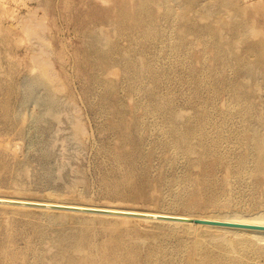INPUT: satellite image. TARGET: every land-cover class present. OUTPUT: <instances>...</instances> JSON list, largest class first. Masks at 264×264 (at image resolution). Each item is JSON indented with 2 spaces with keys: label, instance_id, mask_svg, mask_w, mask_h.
<instances>
[{
  "label": "rangeland",
  "instance_id": "rangeland-1",
  "mask_svg": "<svg viewBox=\"0 0 264 264\" xmlns=\"http://www.w3.org/2000/svg\"><path fill=\"white\" fill-rule=\"evenodd\" d=\"M114 4L0 0V195L264 214V177L245 135L252 128L264 139V0H151V48L116 21ZM34 19L45 28L41 38L26 29ZM96 34L115 46L105 67L86 62L93 61L87 51ZM38 52L50 59L58 84L38 81L41 70L31 60ZM149 60L132 88L126 68ZM171 126L193 130L190 150L176 144ZM202 155L210 161L207 173L198 163ZM132 156L136 189L119 193ZM200 182L206 199L197 206L192 192ZM14 210L0 206V264H105V251L108 264H189L195 240L183 226L158 220L124 226L112 216L57 220L54 212ZM215 251L221 264L241 256ZM247 260L264 264V249Z\"/></svg>",
  "mask_w": 264,
  "mask_h": 264
},
{
  "label": "bare ground",
  "instance_id": "bare-ground-1",
  "mask_svg": "<svg viewBox=\"0 0 264 264\" xmlns=\"http://www.w3.org/2000/svg\"><path fill=\"white\" fill-rule=\"evenodd\" d=\"M150 3L151 0H138V4L133 6L129 0H115V4L113 8L114 9L113 13L116 21L119 22V24L122 27H124V29L129 27L130 30L137 31L139 33L142 42L148 43L149 46L154 37L150 35V31L153 29V27L151 26L154 25V21H155L154 18L155 13L149 9ZM188 5H190V3ZM36 21L37 19H34V22L32 20L31 23L30 22L27 23L26 29L28 32L32 34L39 35V31H41L40 29L43 27L42 26L43 24H41L42 22L40 23ZM43 29L45 28H42V30ZM211 29L215 33L219 32L214 27H211ZM39 37L41 38L40 35ZM91 38H92V42L89 44L87 54L88 53L94 54L92 55L93 61H90V57H89V59H87L86 62L93 63V65L96 66L105 67L107 59L109 60L110 58V51L115 46L111 44L110 38L105 34L92 35ZM151 47L152 46H150L149 48ZM234 57L239 59V61H241L242 63V58H240L238 55H235ZM31 60L34 61V63L37 64L38 67H40L41 73L38 76V81H40L41 83H49L51 81L55 84H58L57 81L55 80V74L53 73L54 70L52 71L51 68L52 66L49 62L50 59L48 60L44 55L38 52L36 55H34V58L31 57ZM151 66H152V61L149 60V62L144 61L140 67L132 65V67L129 66L126 68V71H128L126 72V76L131 81L132 88H134L133 85L134 76H136V74L141 70L150 69ZM241 66L248 68L249 72L253 71L251 65L247 63H243L241 64ZM57 80L59 81V79ZM152 102L155 103V101ZM162 102L163 104L166 105L168 104V99L166 98ZM154 107L158 108V106L156 105H154ZM172 117L173 119H175L176 117H178V114ZM78 120L79 119H77V121ZM201 121L204 122L202 119ZM82 128L83 127L79 126V129ZM245 131H246L245 135H247V138L249 139L251 146L255 150V162L257 165V172L264 177V139L256 137L252 128L245 129ZM125 132L127 136H130V131L128 129ZM169 132L171 133L173 140L176 142V144L180 145L181 148H184L186 150L191 149V146H189L190 140L193 135V130L191 128L185 129L184 131H178L174 126H171L169 127ZM201 146L205 148L207 154H209L212 150L210 147H207L205 143H202ZM244 159L245 157L242 159V162ZM219 162L220 159L216 158V160H214L212 164H218ZM198 163L200 164L202 169H204L205 173L209 171L210 161L208 160V158L205 159L204 155H202L198 159ZM133 165H134V159L132 156L129 159V167L127 168V172L125 173V176L122 179L123 183L121 187L118 188L119 193L120 191H123L124 188L123 189L120 188L124 186L125 187L130 186L136 189V185L138 182L134 180L136 172H134L135 170L133 168ZM200 185L201 186H199L196 190L192 192V196L197 198V206L203 205V202L206 199V197H204L206 193V188H205L206 186L201 184V182ZM145 187H146L145 183H141L139 188L144 190ZM0 206H10L13 208V210L15 208L19 210L25 209V211L27 210L30 211L31 208L32 209L36 208V209L44 210L45 212H54L53 214H51V216L57 220L60 219L65 220L66 218L70 217L71 214H82V216L83 214H85L94 217L100 216L99 218H101V216L104 217L112 216L113 218H116L119 221H121L122 225L124 226L135 225L133 222L134 220L136 221L142 220L143 222L148 223V224H144V226L146 227L149 226V222L152 220H158V222H161L163 224H168L170 226L171 225L183 226L186 232L195 235V240L191 249L189 264H221L222 255L219 252L215 251V247L216 248L220 247L227 252H237L238 254L241 253V256L239 255L237 258L234 259V261H232L229 264H250L247 262L248 256L251 255L252 253L258 254L261 250L264 249V231L243 229V228L201 225V224L188 223L182 220V219H192V218H203V219L224 220L231 222L264 225V214L252 216V217H245L244 215H237V214L200 215L194 213H177L171 211L169 212L164 210L146 211L142 209L137 210L135 209V207H120V206L118 207L112 205H97V204H88V203L86 204V203H78L66 199H57V198L42 199V198L21 197V196H13V195L12 196L0 195ZM30 206H34V207H30ZM37 207H42V208H37ZM79 208H83V209H79ZM84 208H88V209H84ZM86 210L90 211V213L85 212ZM95 211H101L107 214H99V213H95ZM134 211H136L138 214L136 213L134 214ZM132 217H141V218H132ZM165 218H173L178 220H166ZM204 234L210 236L211 238L210 241H207L204 238ZM103 261L105 262V264H108L110 262L108 253L106 251L103 253ZM81 263L95 264L93 261L87 259H83Z\"/></svg>",
  "mask_w": 264,
  "mask_h": 264
},
{
  "label": "water",
  "instance_id": "water-1",
  "mask_svg": "<svg viewBox=\"0 0 264 264\" xmlns=\"http://www.w3.org/2000/svg\"><path fill=\"white\" fill-rule=\"evenodd\" d=\"M85 212L90 213V211L88 210H86ZM95 213L107 214L101 211H95ZM165 219L166 220H178V219H173V218H165ZM182 220L188 223L201 224V225L221 226V227H230V228H243V229L264 231V225H260V224H247V223H240V222L212 220V219H203V218H192V219H182Z\"/></svg>",
  "mask_w": 264,
  "mask_h": 264
}]
</instances>
